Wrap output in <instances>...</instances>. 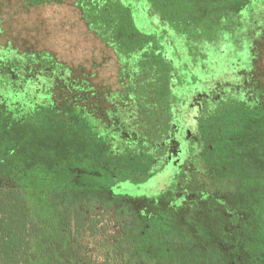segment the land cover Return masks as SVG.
<instances>
[{
    "label": "trees",
    "instance_id": "1",
    "mask_svg": "<svg viewBox=\"0 0 264 264\" xmlns=\"http://www.w3.org/2000/svg\"><path fill=\"white\" fill-rule=\"evenodd\" d=\"M253 2L74 0V5L88 28L118 55L120 71L134 75L137 69L139 87L156 92L157 84L147 83L152 79L159 85H180L191 63L203 85L214 79L211 75L221 81L220 75L229 74L234 103L218 105L222 116L242 107L237 67L249 57L240 38L229 47L223 37L241 24L255 27L254 38L259 36L264 24L255 25ZM247 6L253 10L245 16ZM217 40L222 43L214 47ZM60 73L68 77L62 85L57 83ZM56 74L49 93L68 83L72 89L79 81H69L66 68ZM1 96L0 264H264V193L255 202L240 204L236 191L202 190L195 184L183 191V178L174 174L156 193L150 177L115 165L92 168L80 162L71 168L65 161H32L14 140L13 131L23 118L14 116ZM12 105L21 112V106ZM138 107L144 118L139 116L134 128L141 140L139 151L146 155L147 134L157 127V104L140 101ZM150 139L156 142L158 136ZM240 157L233 166H242ZM219 165L228 166L229 161L219 160ZM215 173L225 176L222 170ZM124 183L137 193L122 188ZM252 185L251 179L241 181V187Z\"/></svg>",
    "mask_w": 264,
    "mask_h": 264
},
{
    "label": "rangeland",
    "instance_id": "2",
    "mask_svg": "<svg viewBox=\"0 0 264 264\" xmlns=\"http://www.w3.org/2000/svg\"><path fill=\"white\" fill-rule=\"evenodd\" d=\"M255 1L252 4H257V11L251 16L258 26L264 24V0ZM248 8L243 11L245 16L253 10L247 11ZM0 17V94L15 112L13 115L23 118L13 135L30 160L47 161L50 165L65 161L71 168L80 162H87L92 168L115 165L150 177L149 184L153 186L150 189L156 193L166 187L173 174L183 178V191L194 184L202 190L236 191L238 198L234 200L240 204L255 202L264 193V101L250 107L242 104L208 119L204 136L189 141V151L180 167L168 164L157 175L151 174L148 156L127 150L124 143L113 139L111 128H103L98 119L88 115V111L102 105L106 108L103 95H98L104 87H120L118 62L112 48L88 28L74 0H44L28 7L23 0H0ZM257 32L255 27L241 24L223 38L229 47L234 39L240 38L250 57L249 46ZM263 39L257 47L261 50L256 63L262 86ZM221 41H215L213 46L221 45ZM212 50L215 52V48ZM238 67L241 69L244 63ZM64 68L70 71L69 81L78 78L74 83L76 86L83 83L82 89L76 86L71 89L68 83L51 87L49 93V87L57 81V71ZM67 79L61 74L57 83L65 84ZM12 103L21 106L20 113ZM239 156L242 166L237 168L233 162ZM225 159L229 165H219V160ZM215 169V172L222 170L225 176L215 173ZM247 179L252 180V187H241V181ZM122 188L137 193L129 183L122 184Z\"/></svg>",
    "mask_w": 264,
    "mask_h": 264
},
{
    "label": "flooded vegetation",
    "instance_id": "3",
    "mask_svg": "<svg viewBox=\"0 0 264 264\" xmlns=\"http://www.w3.org/2000/svg\"><path fill=\"white\" fill-rule=\"evenodd\" d=\"M23 1L24 6L28 7L42 3L44 0ZM261 28L263 30L259 32V36L252 39L251 54L245 62V64L248 63V66L244 64V67L238 70L242 75L240 83L244 93L242 102L248 107L256 106L257 103L264 101L262 76L258 72L256 64L258 63V53L261 50L257 47L264 36V25ZM96 37L101 39L97 35ZM112 51L118 62L117 79L120 87L115 89H111L109 86L104 87L100 92L101 95L99 93L98 95H103V103L105 101L106 108L102 105L97 110L88 111V115L98 119L103 128H111V135L115 141L124 143V140L129 144L124 145L126 148L136 149L138 152L141 140L139 141L137 138L138 131L134 125L139 116L144 118L138 103L140 101L148 103V100H153L157 104L156 115L153 116L156 119L157 127L150 129L147 137L158 136V141L154 142L149 138L150 141L145 142L148 149L146 156L151 159V174L157 175L168 164H173V167L177 168L183 164L185 154L189 151V141L195 136H204L208 119L216 117L220 112L218 105L234 103V89L229 87V74L220 75L221 81L215 79L216 74L211 75L214 79L203 85L195 65L191 63L186 80H183L180 85L176 83L174 87H171L167 81L161 85L157 83V80L148 81V84H157L155 86L157 90L154 92L152 87H139L136 83L137 69L134 75L127 71H120L121 62L115 51L113 49ZM233 68L232 66L231 69ZM141 76L143 79L147 77L144 73ZM95 111H98L99 114H95ZM179 171L180 168L177 173Z\"/></svg>",
    "mask_w": 264,
    "mask_h": 264
}]
</instances>
